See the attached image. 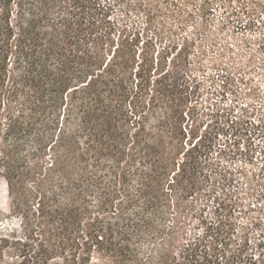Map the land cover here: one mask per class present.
Returning <instances> with one entry per match:
<instances>
[{"label": "trees", "instance_id": "16d2710c", "mask_svg": "<svg viewBox=\"0 0 264 264\" xmlns=\"http://www.w3.org/2000/svg\"><path fill=\"white\" fill-rule=\"evenodd\" d=\"M148 20L118 22L111 0H0V179L18 220L0 259L228 264L188 237L208 201L217 226L226 207L213 137L188 122L208 50Z\"/></svg>", "mask_w": 264, "mask_h": 264}, {"label": "rangeland", "instance_id": "374dc122", "mask_svg": "<svg viewBox=\"0 0 264 264\" xmlns=\"http://www.w3.org/2000/svg\"><path fill=\"white\" fill-rule=\"evenodd\" d=\"M111 2L118 22L144 27L149 19L152 28L202 35L208 52L197 72L203 81L188 122L213 137L210 157L224 178L226 207L217 226L208 201L205 220L192 219L188 237L210 246L228 264H264V0ZM17 222L0 179V235L16 229ZM0 264L16 262L4 256Z\"/></svg>", "mask_w": 264, "mask_h": 264}]
</instances>
